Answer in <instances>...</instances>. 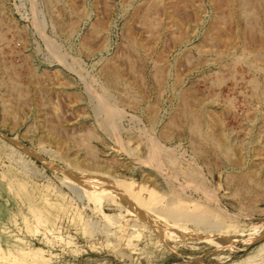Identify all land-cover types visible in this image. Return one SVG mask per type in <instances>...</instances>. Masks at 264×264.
Segmentation results:
<instances>
[{
	"label": "rangeland",
	"instance_id": "374dc122",
	"mask_svg": "<svg viewBox=\"0 0 264 264\" xmlns=\"http://www.w3.org/2000/svg\"><path fill=\"white\" fill-rule=\"evenodd\" d=\"M248 1L251 20L236 0H0V264L260 257L264 0Z\"/></svg>",
	"mask_w": 264,
	"mask_h": 264
},
{
	"label": "bare ground",
	"instance_id": "6f19581e",
	"mask_svg": "<svg viewBox=\"0 0 264 264\" xmlns=\"http://www.w3.org/2000/svg\"><path fill=\"white\" fill-rule=\"evenodd\" d=\"M221 1V0H220ZM158 2V1H157ZM156 2V3H157ZM248 2H250V1H248V0H236V4L238 5V12L237 13H239L238 15L239 16H241V17H245L246 19L248 18V19H250L251 20V18L252 17H249L250 16V11H249V9L247 10V5H248ZM252 2H254V1H252ZM251 2V3H252ZM256 2V1H255ZM226 3V2H225ZM224 3V4H225ZM229 3V2H228ZM256 4V3H255ZM260 4V3H259ZM155 5V4H154ZM226 5H228L227 3H226ZM252 5V4H251ZM257 5V4H256ZM254 6V5H253ZM259 6V5H258ZM189 7V6H188ZM253 9V8H252ZM153 10V9H152ZM219 11V10H218ZM252 11V10H251ZM215 12H217V11H215ZM254 12V11H253ZM263 12V11H262ZM146 13V12H145ZM144 13V14H145ZM147 13H149V12H147ZM146 13V14H147ZM231 13V12H230ZM221 14V13H220ZM241 14V15H240ZM225 15V14H224ZM148 16H149V14H148ZM147 16V17H148ZM217 16V15H216ZM143 17H144V15H143ZM150 17V16H149ZM243 19V18H242ZM243 22H244V20H242ZM248 21V20H247ZM143 22H145L144 24H146V26L148 27V29H151L152 30V28L154 27V22H152L151 21V19H149V18H147V19H143ZM154 23V24H153ZM247 23L248 22H246V25L245 26H248L247 25ZM252 24V23H251ZM41 25H42V23H41ZM43 26V25H42ZM37 27V26H36ZM100 27V26H99ZM246 28V27H245ZM73 29V28H72ZM98 29V28H97ZM96 29V30H97ZM257 29V28H256ZM212 30H214V29H212ZM248 30H250V28L249 27H247V31ZM210 32H211V30H210ZM216 32V31H215ZM249 32V31H248ZM40 33V32H39ZM69 33H71V30L69 31ZM246 33V32H245ZM251 33V32H250ZM72 34V33H71ZM220 35V34H219ZM245 35V34H244ZM207 37V36H206ZM205 37V38H206ZM264 37V36H263ZM45 39V38H44ZM206 40V39H205ZM259 41V40H258ZM262 41V40H261ZM247 42V41H246ZM248 44H249V41L247 42ZM46 44H47V46H48V50L53 54V52L55 53L56 51H55V48L53 47V46H51V42H49V41H47L46 40ZM257 45H259V43L257 44ZM227 47V46H226ZM259 47H260V45H259ZM133 48H134V50L135 51H139V49L141 48V47H138L137 45H134L133 46ZM144 49V48H143ZM142 49V50H143ZM258 49V48H257ZM54 50V51H53ZM133 50V49H132ZM141 50V49H140ZM53 51V52H52ZM260 51V50H259ZM256 56H257V54H255ZM254 55V56H255ZM258 57H260V56H258ZM257 57V58H258ZM263 57V56H262ZM262 57H260V58H262ZM254 58H256V57H254ZM256 58V59H257ZM260 58H258V59H260ZM237 59V58H236ZM255 59V60H256ZM259 62H260V60H259ZM261 63V62H260ZM263 63V62H262ZM261 63V64H262ZM108 67V69L107 70H109V71H105V74H104V76L106 77V80L109 82H107L108 84H111L112 86L113 85H115L117 82H118V80H120L121 78H120V75H118V73H115L116 71H115V69L113 68V70L115 71H112V68H111V72H110V67L109 66H107ZM261 67H262V65H261ZM263 68H264V66H263ZM118 70V69H117ZM103 71V72H104ZM114 72V73H113ZM119 72V71H118ZM122 82H120V84H121ZM111 85H110V87H111ZM117 87H118V85H117ZM115 88V87H114ZM124 89V88H123ZM255 98V97H254ZM256 101V100H255ZM189 105V104H188ZM182 109V108H181ZM15 111V110H14ZM182 112H183V110H181ZM186 111H188L189 112V110H186ZM107 115H106V117H105V123H107V121H108V123L110 124L111 122H110V120H109V117H110V114H112L111 112H108V113H106ZM184 114V112L181 114V115H183ZM192 114H194V113H192ZM191 113H190V115H192ZM113 115V114H112ZM184 115H186V114H184ZM195 116H196V114H194ZM194 115H192V116H194ZM191 116V117H192ZM195 116H194V118H195ZM183 117V116H182ZM197 117V116H196ZM193 118V117H192ZM193 118V119H194ZM197 118H195V120H196ZM191 121V120H190ZM198 122V121H197ZM191 123V122H190ZM189 123V124H190ZM193 123V122H192ZM194 123H195V121H194ZM196 125H197V123H195ZM194 124V125H195ZM192 125V124H191ZM199 125V124H198ZM194 126H192V128H193ZM196 128H197V126H195ZM195 127H194V129H195ZM190 128H191V126H190ZM197 129H195L194 130V133H195V131H196ZM193 131V130H192ZM198 132V131H197ZM200 132V131H199ZM198 132V133H199ZM222 135V134H221ZM223 136V135H222ZM221 138V137H220ZM222 139V138H221ZM211 140V139H210ZM214 140V139H213ZM218 140V139H217ZM222 140H224L225 141V139H222ZM216 141V140H215ZM215 141H213V142H215ZM212 142V141H211ZM212 142V143H213ZM216 142H218V141H216ZM215 142V143H216ZM214 144V143H213ZM221 143H218L216 146H218L219 148H220V150L221 149H224V150H227V148H228V146H227V144L225 145H220ZM149 145V144H148ZM84 147V146H83ZM217 147V148H218ZM239 147V146H238ZM241 147V146H240ZM151 148V147H150ZM229 150V149H228ZM87 152V151H86ZM92 152V151H91ZM228 152V151H227ZM241 152V151H240ZM161 153V152H160ZM226 153V152H225ZM89 154V153H88ZM91 154V153H90ZM157 154V153H156ZM224 154V153H223ZM259 155V154H258ZM258 155H256V156H258ZM155 156V155H154ZM162 156H164V155H162ZM230 156V155H229ZM88 159V158H87ZM92 159V158H91ZM156 162L158 161L157 159L155 160ZM160 161V160H159ZM158 161V162H159ZM165 161V160H164ZM76 163H78V161H75ZM74 162V163H75ZM75 163V164H76ZM236 164V163H235ZM159 165V164H158ZM157 165V166H158ZM240 165V164H239ZM155 166V165H154ZM162 166V165H161ZM160 168V167H159ZM256 174H257V172H256ZM70 175H71V173H70ZM74 175V174H73ZM239 176H240V174H239ZM237 177V176H236ZM69 178H71V177H69ZM239 178V177H238ZM245 178V177H244ZM75 180L76 181V183L78 184V186H82L81 188H84V189H87V185H86V183L84 182V181H82V179L80 178V177H78V176H72V179L71 180ZM150 179V178H149ZM69 181V180H68ZM241 181V180H240ZM243 181V180H242ZM79 182V183H78ZM238 182V181H237ZM71 183V182H70ZM258 183V182H257ZM155 185V184H154ZM240 185V184H239ZM74 186V185H73ZM78 188V187H77ZM236 190V189H235ZM243 190V189H242ZM77 191V190H76ZM237 192V191H236ZM243 192V191H242ZM246 193V192H245ZM244 193V194H245ZM80 195H82V194H80ZM151 220V219H150ZM152 222V221H151ZM258 236H260V235H258ZM264 236V235H263ZM238 237V236H237ZM214 238V237H213ZM254 238V237H253ZM253 242V241H252ZM264 250V249H263ZM32 253V252H31ZM258 258L257 259H254L253 260V262L251 261L250 263H252V264H264V251H262L261 252V255H260V257L259 256H257ZM7 258V257H6ZM9 258V257H8ZM33 259V258H32ZM47 259V258H46ZM44 260V259H43ZM49 262V261H48ZM12 263H13V261H12ZM35 263V262H34ZM249 263V262H248Z\"/></svg>",
	"mask_w": 264,
	"mask_h": 264
}]
</instances>
